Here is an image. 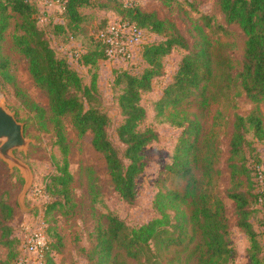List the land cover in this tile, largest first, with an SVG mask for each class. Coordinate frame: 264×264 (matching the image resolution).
Segmentation results:
<instances>
[{"label": "trees", "instance_id": "obj_1", "mask_svg": "<svg viewBox=\"0 0 264 264\" xmlns=\"http://www.w3.org/2000/svg\"><path fill=\"white\" fill-rule=\"evenodd\" d=\"M124 1L107 0L125 20L163 39L142 46L141 69L128 66L113 71V88L119 89L116 102L120 122L115 128L119 147H116L110 138L111 119L103 108L96 76L92 74L86 84L67 58L57 55L47 30L38 24L39 12L34 1L0 0V86H10L29 113L51 126L53 145L62 158L42 188L43 196L49 198L46 215L55 211L71 215L75 209L65 119L79 136L91 134V148L103 159L118 198L128 206L135 204L136 180L145 169L143 149L157 139L151 128L139 129L145 119L141 97L162 75L163 59L179 49L184 54L155 105L157 116L172 110L173 115L167 119L181 130L167 167L177 182L175 189L165 187L155 193L152 208L156 217L139 227L130 228L118 216L109 214L107 227L93 232L94 243L86 254L85 264L234 263L237 251L230 245V221L215 190V178L220 176L219 144L205 134L204 113L211 104L241 96L255 108L246 116L237 113L233 116L226 161L230 186L225 194L235 204V226L247 238L249 264H264L262 233L254 228L255 218L259 226L264 223L257 207L255 173L261 163L248 161L255 154L254 143L247 140L251 132L256 141L264 142L258 108L264 103V0H216L226 27L236 28L245 39L236 73L228 45L211 44L201 27L194 28L192 41L188 43L171 21L160 19L156 12L123 7ZM156 1L169 7L177 0ZM88 4L89 0H67L64 11L55 12L63 22L52 25L53 33L72 38L73 33L69 32L79 29L83 20L79 10ZM204 24L210 27L208 18ZM226 27L218 29L226 34ZM11 29L14 50L26 59L31 80L48 99L46 110L29 99L11 73V63L2 52ZM95 43L96 50L86 51L78 59L84 66L95 67L105 60L103 47L96 40ZM185 104H195L197 108L186 113L182 110ZM15 214V203L0 194V249L5 251L0 264H15L21 255L22 243L19 245L12 225ZM55 223L49 219L44 230L49 250L43 264H55L51 254L62 242Z\"/></svg>", "mask_w": 264, "mask_h": 264}, {"label": "rangeland", "instance_id": "obj_2", "mask_svg": "<svg viewBox=\"0 0 264 264\" xmlns=\"http://www.w3.org/2000/svg\"><path fill=\"white\" fill-rule=\"evenodd\" d=\"M123 5V7H138L148 13L156 12L160 19L174 23L188 43L192 41L194 28L201 27L211 44L228 45L229 55L235 67L234 73L238 71L245 39L236 28L226 27L216 0H177L169 7L156 0H125ZM79 12L83 20L79 29L69 32V35L73 33L72 38L65 39L63 35L53 33L52 25L63 22V19L55 13H45L46 22H38V24L47 30L50 44L57 55L67 58L86 84L89 83L92 74L96 76L103 108L111 119L110 138L114 145L119 147L115 135V128L120 122L116 102L119 89L113 88V71L128 66L138 70L143 67V64L141 61H136L133 64L123 65L103 60L90 68L79 62L78 59L83 53L96 50L95 35L99 31L105 30L120 20H125L107 0H89V4L82 7ZM205 18L209 19L210 27L205 26ZM218 26L226 27L228 32L224 34ZM11 33L12 29L9 31L2 52L11 63V73L15 77L16 84L34 104L46 110L48 99L31 80L26 59L14 50L10 40ZM144 36V45L163 39V36L145 31ZM183 54L184 51L174 49L163 59L162 75L153 81L152 89L141 97L140 105L145 111V119L139 129L151 128L157 133V139L143 149L145 169L136 180V202L133 206L123 203L113 190L103 159L91 148V134L79 136L69 120L65 119L64 127L69 147L68 171L73 178L70 187L75 209L71 215L63 216L59 211L46 215L49 198L34 195V190L42 189L47 178L55 172L56 165L61 164L60 151L53 145L51 126L40 122L33 113H29L15 97L10 86H0V104H3L8 112L14 115L16 121L22 124L23 135L29 142L28 147L23 151L12 152V155L30 170L31 182L26 193H24L25 178L20 169L11 168L0 159V194L15 203L16 214L12 225L14 236L20 241L19 245L23 243L27 230L38 227L46 230L48 220L52 219L55 220L56 230L62 237L59 249L51 254L54 263L85 264L86 254L94 243L93 232L97 228L103 230L107 227L109 214L118 216L130 228L139 227L156 217L152 208L155 193L165 187L175 189L177 183L167 167L171 163L181 130L167 119L169 115H173L172 110L167 109L163 116H157L155 105L161 98L163 89L171 82ZM234 93L235 91L233 95ZM196 108L195 104H185L182 110L191 113ZM254 108V104L241 96L226 103L211 104L204 113L205 134L208 138L216 139V144H219L220 176L215 178V190L223 201L230 221V245L237 251V258L233 264H249V258L246 254L247 238L235 226V204L225 194L230 186L226 169V161L229 157L228 145L232 135L234 114L246 116ZM258 108L264 128V103L258 105ZM247 140L254 143L255 155L249 157L246 154L245 157H249L250 163L258 160L262 164L264 142L256 141L251 132H248ZM236 160L239 158L237 157ZM196 174L199 176L198 172ZM254 228L262 233L256 218ZM260 237L264 254L263 234ZM4 253L5 251L0 249V259H3Z\"/></svg>", "mask_w": 264, "mask_h": 264}, {"label": "built area", "instance_id": "obj_3", "mask_svg": "<svg viewBox=\"0 0 264 264\" xmlns=\"http://www.w3.org/2000/svg\"><path fill=\"white\" fill-rule=\"evenodd\" d=\"M37 6L40 23L45 21V13L62 12L67 0H33ZM131 6V3H130ZM95 40L103 47L105 61L113 64H133L140 61V52L145 42L144 31L127 20H120L116 24L99 31ZM258 187L257 207L264 219V162L255 169ZM34 195L42 196V189H35ZM264 236V223L260 226ZM49 250L44 229L38 227L27 230L22 243L21 255L15 264H43Z\"/></svg>", "mask_w": 264, "mask_h": 264}, {"label": "water", "instance_id": "obj_4", "mask_svg": "<svg viewBox=\"0 0 264 264\" xmlns=\"http://www.w3.org/2000/svg\"><path fill=\"white\" fill-rule=\"evenodd\" d=\"M29 142L23 135V126L18 123L13 114L9 113L3 104H0V159L11 168H18L25 178L24 193H26L31 182L29 168L16 159L12 152L23 151Z\"/></svg>", "mask_w": 264, "mask_h": 264}]
</instances>
